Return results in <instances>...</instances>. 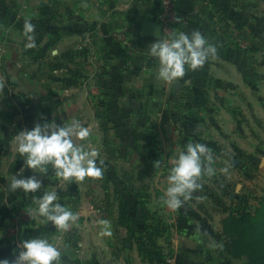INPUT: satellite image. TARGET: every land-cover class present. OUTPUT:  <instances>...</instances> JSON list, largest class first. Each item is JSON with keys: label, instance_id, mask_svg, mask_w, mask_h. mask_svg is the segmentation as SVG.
<instances>
[{"label": "crops", "instance_id": "0c3cea01", "mask_svg": "<svg viewBox=\"0 0 264 264\" xmlns=\"http://www.w3.org/2000/svg\"><path fill=\"white\" fill-rule=\"evenodd\" d=\"M177 3L178 16L188 18V25L172 32L201 31L216 45L217 56L165 83L156 78L157 62L148 47L166 37L141 34L143 22L159 23L163 0H0V259H15L23 239L56 235L50 222L41 224L29 213L32 195L54 188L60 202L80 214L59 240L63 264H213L217 251L209 242L216 230L195 213L194 194L176 211L162 206L160 197L171 158L187 142L205 143L223 160L234 148L248 146L243 120H255L261 112L247 91L258 97L264 91L254 58L264 0ZM25 19L36 26V48L23 47ZM229 36L248 38L249 50L227 45ZM73 118L90 128L89 140L99 150L98 161H104L103 176L62 183L51 166L44 177L24 167L13 136L37 122L63 124ZM156 160L162 161L160 168L153 166ZM12 174L37 175L43 186L35 194L13 191ZM118 194L129 206V220L122 224L117 213L111 215L113 235L102 238L97 222L107 219L106 204L116 211ZM194 218L202 221V233L194 230ZM121 226L133 228L126 236L134 244L122 239ZM143 227L167 228L155 240L157 248L137 243ZM218 231L216 241L222 239Z\"/></svg>", "mask_w": 264, "mask_h": 264}, {"label": "clouds", "instance_id": "9594fccd", "mask_svg": "<svg viewBox=\"0 0 264 264\" xmlns=\"http://www.w3.org/2000/svg\"><path fill=\"white\" fill-rule=\"evenodd\" d=\"M36 26L30 19L23 22V47H37ZM148 55L155 59L156 78L162 82H177L186 74V68L196 70L217 56V47L199 30L191 32L174 30L167 38L156 39L148 47ZM2 86V85H0ZM91 130L79 119L70 123L58 124L53 121L37 122L31 129L17 132L11 139L15 152L23 158L24 167L31 169L41 177L46 176L49 166L56 179L62 183L82 182L86 178L99 179L104 174V161L99 160V150L91 144ZM162 161L154 162L160 168ZM214 156L208 145L198 141H189L183 149H177L171 158L167 172V187L160 197L162 206L170 210H179L190 201L193 194L203 187V176L215 175ZM228 173V168L221 169ZM23 172V168L21 169ZM10 188L22 190L26 195L41 190L43 179L37 175L24 176L12 174ZM33 207L29 213L40 218L41 224L51 223L56 235H36L23 239L17 246L15 259H0V264H63V254L59 240L65 232L78 224L80 214L60 202V196L54 188L32 195ZM100 237L113 235L111 221L98 220ZM3 233H0L2 236Z\"/></svg>", "mask_w": 264, "mask_h": 264}, {"label": "rangeland", "instance_id": "374dc122", "mask_svg": "<svg viewBox=\"0 0 264 264\" xmlns=\"http://www.w3.org/2000/svg\"><path fill=\"white\" fill-rule=\"evenodd\" d=\"M262 31V37L257 41L260 47L254 52V58L257 60L256 68L260 64L264 76V15ZM225 41H229L227 45H237L239 48L243 47V50L245 47L249 50L248 47L251 44L248 38L243 40L231 36ZM251 68L253 69V67ZM247 92L248 100L253 104L257 103L259 107L257 112H261L260 117H254L255 120H251L252 118L243 120L248 146L242 149L234 148L233 151H230L232 155L226 160L214 157L215 175L203 176L200 181L203 187L194 193L197 208V211L194 212L199 216L202 215L200 220L205 221L204 226L207 225L209 229L216 230V237L214 233L209 242L211 248L213 247L212 249L218 252L214 253L213 264H264V91L262 97L250 94L249 90ZM248 110L252 112L251 107ZM209 149L213 150L212 147ZM214 153L213 155H215ZM224 167L228 168V173L221 171ZM124 206L126 205L123 203V198H120L118 194L113 206L116 211L111 210V203L106 204L103 215L110 220L111 215L117 213L120 223L125 222L122 217L126 210ZM149 215L150 218H153L152 216L156 214L149 213ZM228 217L230 219L234 217L236 220L241 219L242 222L240 224L238 221L229 220L226 225L225 220ZM191 221L196 226L194 230L202 233L198 227H202V221L199 222L197 218ZM164 229L162 227H143L138 232L140 237L137 238L134 234V238L139 240L137 243L147 244L150 249H153L152 246L156 244L155 240L162 235L163 231L166 233L167 228ZM220 229L222 239L216 241ZM224 229L229 234L227 239L223 233ZM118 231L124 241L134 244V241L127 239V236L129 238L134 233L133 228L121 226L118 227ZM228 240L229 243L226 246Z\"/></svg>", "mask_w": 264, "mask_h": 264}, {"label": "built area", "instance_id": "2783aa9c", "mask_svg": "<svg viewBox=\"0 0 264 264\" xmlns=\"http://www.w3.org/2000/svg\"><path fill=\"white\" fill-rule=\"evenodd\" d=\"M159 24L161 25V33L166 38L172 33V30L179 25H188V18H180L178 16V3L177 0H163L161 9V16L159 18ZM238 42L239 39H238ZM83 45L78 46L77 50L82 51ZM3 49L0 46V62L2 61Z\"/></svg>", "mask_w": 264, "mask_h": 264}, {"label": "water", "instance_id": "95a60500", "mask_svg": "<svg viewBox=\"0 0 264 264\" xmlns=\"http://www.w3.org/2000/svg\"><path fill=\"white\" fill-rule=\"evenodd\" d=\"M141 34L144 37L159 38L161 36V25L158 22H143L141 25ZM180 83L175 85V88L178 89Z\"/></svg>", "mask_w": 264, "mask_h": 264}, {"label": "trees", "instance_id": "16d2710c", "mask_svg": "<svg viewBox=\"0 0 264 264\" xmlns=\"http://www.w3.org/2000/svg\"><path fill=\"white\" fill-rule=\"evenodd\" d=\"M125 205H126V206H124V209H126L125 212H124L125 214L122 215V217L125 219V222H122V224H125V223L129 220V216H128V210H129V207H128V204L125 203ZM122 210H123V209H122ZM120 216H121V215H120ZM230 217H231V216H230ZM230 217H228V218L225 220L226 225H227V222H229V220H235L236 222L238 221V223L241 224V222H242L241 219L236 220L234 217L230 219ZM226 232H227V230L224 229V230H223V233H224V235H225V237H226V239H227L228 236H229V234H227ZM225 233H226V234H225ZM235 242L237 243V240H236ZM228 243H229V240H228L226 246L228 245ZM145 247H146V246H145ZM152 247H154V246H152ZM147 250H150V249L147 248Z\"/></svg>", "mask_w": 264, "mask_h": 264}]
</instances>
